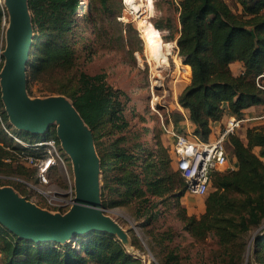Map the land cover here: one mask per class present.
I'll list each match as a JSON object with an SVG mask.
<instances>
[{
  "label": "trees",
  "instance_id": "1",
  "mask_svg": "<svg viewBox=\"0 0 264 264\" xmlns=\"http://www.w3.org/2000/svg\"><path fill=\"white\" fill-rule=\"evenodd\" d=\"M81 2L27 0L33 31L27 88L48 72L74 68L80 49L87 61L103 43L107 42L112 49L119 47L125 37L123 30L128 34L136 32L131 22L117 21L122 7L116 11L113 0ZM177 2L180 28L174 40L175 49L182 66L190 69V81L179 92L177 103L187 110L193 129L187 133L177 127L183 118L179 111L171 112L172 125L169 126L172 128L166 129L209 142L214 122L225 115L244 118L246 109L264 105V0H235L240 11L226 0ZM7 18L8 12L0 3V33L2 22ZM115 24L119 30L117 35L109 32ZM86 29L93 33L94 39L85 43L88 40ZM163 29H171V26L147 23L144 31L157 33L164 43L173 41L171 34L160 35ZM233 62L242 64L239 74L232 72L230 64ZM57 94L71 101L93 133L102 176L100 196L105 210L139 199L147 225L158 212H148L146 207L153 210L173 198L183 230L194 239H204L212 232L226 251L228 245L242 240L238 259L249 241L244 264H264L262 116L257 119L263 121L246 128L244 140L236 134L226 137L228 159L234 156L236 167L212 174V184L204 199L205 210L196 217L188 215L180 205L186 189L179 171L172 165V144H165L160 130H129V135L124 132L128 128L124 116L127 98L124 101V93L107 84L103 73L90 75L79 70L75 85L67 90H57ZM11 128L0 88V164L8 173L28 181H40L37 168L28 172L20 158H46V146L38 143L54 140L59 144L55 128L43 134L10 131ZM7 130L27 145L14 142ZM152 132L155 145L150 147L143 137ZM14 188L18 189L17 186ZM154 198L158 200L153 202ZM163 235L172 238L169 234ZM0 256L2 264H142L141 259L129 253L114 234L106 231L90 230L63 243L33 242L19 238L1 224ZM229 258L231 264H237L233 261L235 253L232 252Z\"/></svg>",
  "mask_w": 264,
  "mask_h": 264
},
{
  "label": "rangeland",
  "instance_id": "2",
  "mask_svg": "<svg viewBox=\"0 0 264 264\" xmlns=\"http://www.w3.org/2000/svg\"><path fill=\"white\" fill-rule=\"evenodd\" d=\"M1 1L3 2V0ZM142 1L144 4V12L142 14L144 21L152 26L154 23L159 25L169 24L171 26V29H164L167 33L162 30L164 34L173 36V42L169 41L172 43V53L169 55V65L167 67L159 69L160 71L153 69L152 62L147 56L144 39L137 27V17L126 7L123 0H113V6L116 11L122 7L117 21L121 23L131 22L136 32L128 34L123 30L125 37L119 47L109 48L110 45L107 42L103 43L102 46L98 45L99 47L94 55L87 61L84 53H82L83 49H80L79 59L74 68L70 70H54L43 75L39 80L32 82L30 87L26 89L28 97L31 100H36L50 96H64L57 94V90H67L73 87L79 70H83L90 75L103 73L107 84L114 89L122 91L124 93V101L127 98L124 116L128 121V128L124 132L129 135V130L131 132H140L143 128H148L151 131L160 130L165 144L167 146L170 143L172 144V135H168L164 129L170 128L169 120L172 118L170 114L177 111V96L190 81V71L187 67L182 66V61L177 56L175 49L174 40L179 35V3L177 0ZM85 2L86 0H82L81 3ZM8 25L9 20L7 18V21L2 22L0 33V75L4 70L7 56ZM105 25L107 26V24ZM109 32H115L117 35L119 32L117 24L109 28ZM164 34L160 35L164 37ZM85 36L88 38V40L84 41L85 43L94 39V35L89 29H86ZM245 117L248 118L247 116ZM256 119H249L243 123V126L238 128L234 134L244 140L245 136L243 133H245L246 128L263 121V119ZM53 127L57 133V125L55 123H52L47 130ZM12 130L18 129L12 126L10 131ZM153 135L152 132L148 136L143 137V140L148 141L147 143L150 147L155 145L152 139ZM92 138L94 142L93 133ZM21 141L24 142L23 140ZM94 149L96 151L95 143ZM227 149L231 152L229 146ZM45 150L50 156L49 158L52 156L55 161L44 173L45 182L42 179L36 182L28 181L22 176L8 173L5 166L0 164V188L13 190L41 212L65 215L72 207L73 199L76 195L74 168L69 155L61 148L60 141L59 144L55 143L54 148L46 146ZM229 155L231 154L229 153ZM172 165L175 167V161ZM24 166L28 169V172H33L36 168L35 166ZM101 177L100 171V202ZM14 186H17L18 189L16 190ZM54 193H56V196H61L68 200V203L64 206L51 204L49 195ZM205 197V195L185 194L180 198V205L185 208L188 215L199 217L205 210ZM153 200V202H156L158 198ZM175 202V199L172 198L167 203L159 204L153 210L146 207L148 212H158L157 217L152 219L150 224L147 225L146 217L143 216L145 212L142 211L141 203L136 198L132 199L128 204L105 210L104 213L120 226L123 234L120 237L115 236L122 242L129 253L141 259L142 264H231L232 259L229 257L232 252L235 253L233 261L237 262V264H244L249 253V241L242 250V257L240 256V259H238L239 254L237 251L239 252V247L243 244L242 240L237 239L233 244L228 245L226 251L219 245L217 237L212 232L204 239H194L183 230ZM139 208H141V215L138 213ZM253 232L254 230L251 231V234ZM164 233L169 234L172 238H165ZM246 237L248 238V236ZM0 264H2L1 256Z\"/></svg>",
  "mask_w": 264,
  "mask_h": 264
},
{
  "label": "water",
  "instance_id": "3",
  "mask_svg": "<svg viewBox=\"0 0 264 264\" xmlns=\"http://www.w3.org/2000/svg\"><path fill=\"white\" fill-rule=\"evenodd\" d=\"M3 5L9 25L0 88L9 123L19 131L32 134H43L52 123L57 125L61 148L69 155L74 168L76 195L65 215H54L39 211L13 190L0 188V224L19 238L33 242L63 243L90 230L120 237L122 231L104 213L100 202V163L91 130L66 97L31 100L27 95L28 60L33 44L27 0H3Z\"/></svg>",
  "mask_w": 264,
  "mask_h": 264
},
{
  "label": "built area",
  "instance_id": "4",
  "mask_svg": "<svg viewBox=\"0 0 264 264\" xmlns=\"http://www.w3.org/2000/svg\"><path fill=\"white\" fill-rule=\"evenodd\" d=\"M0 3L3 2L0 0ZM260 118H264V115ZM248 118H236L229 116L215 136L209 142H202L192 135H183L173 130L166 129V132L173 136L174 141L171 145V153L175 161V167L179 171L184 180L186 194L203 196L206 195L211 184L212 174L214 172H224L230 168L228 154L225 148V139L229 134H234ZM13 140L23 146L27 144L22 142L20 138L7 130ZM38 145L55 147V141H43ZM51 154V153H50ZM48 155L44 159H34L31 156L20 158V162L24 165L35 166L39 172L40 180L45 182L44 173L54 164V158ZM56 193L49 195V202L55 205H65L68 200ZM74 200V199H73Z\"/></svg>",
  "mask_w": 264,
  "mask_h": 264
},
{
  "label": "bare ground",
  "instance_id": "5",
  "mask_svg": "<svg viewBox=\"0 0 264 264\" xmlns=\"http://www.w3.org/2000/svg\"><path fill=\"white\" fill-rule=\"evenodd\" d=\"M123 2L126 5V7L137 17V27L140 30V33L144 39L147 56L149 60L152 62L151 64L153 69L158 71L159 69H163L167 67L169 65V57H170L169 55L172 53L171 52L172 44H170L169 42L168 43L162 42L159 39L158 34L155 32L144 31L145 27L147 26V23L142 18V14L144 12L143 1L123 0ZM187 68L189 69V67ZM118 226L117 229L120 231L119 228L120 226L119 227ZM105 227H107V225ZM113 228L114 227H111L112 230Z\"/></svg>",
  "mask_w": 264,
  "mask_h": 264
},
{
  "label": "crops",
  "instance_id": "6",
  "mask_svg": "<svg viewBox=\"0 0 264 264\" xmlns=\"http://www.w3.org/2000/svg\"><path fill=\"white\" fill-rule=\"evenodd\" d=\"M226 1H227L228 4H230L231 6L236 8L238 11H240V6L237 5V3L235 4V0H226ZM179 28H180V25H179ZM164 31L166 32V30H164ZM159 33H161V35L164 34L163 31H161ZM166 33L164 34L165 36L167 35ZM171 42H173V41H171ZM170 44H172V43H170ZM230 68H231L232 72L236 75V74H239L240 71L242 70V64L240 62H233V63L230 64ZM189 71H190V69H189ZM176 110L181 112V114L183 116V118L179 121L177 127L182 129V131L190 133L192 131V129H193V125L191 124V122L188 119L187 110H185L182 107H180L177 102H176ZM263 115H264V105L251 106L250 108H248V109H246L244 111V118H246L245 116H247L248 119H256V118H258L260 116H263ZM228 117H229V115H225L221 120L216 121V122H214L212 124V132H211V134L209 136V138L211 140L216 136V134L218 133V131L222 127V124L225 122V120ZM169 125H172L171 120H169ZM170 128H172V127H170ZM229 163H230V168L231 169L236 167V160H235L234 156L231 157V159L229 160Z\"/></svg>",
  "mask_w": 264,
  "mask_h": 264
}]
</instances>
